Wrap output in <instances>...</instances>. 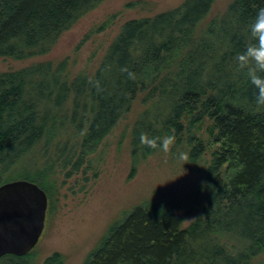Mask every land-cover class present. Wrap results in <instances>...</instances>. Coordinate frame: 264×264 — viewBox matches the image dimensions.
Segmentation results:
<instances>
[{
    "label": "trees",
    "instance_id": "obj_1",
    "mask_svg": "<svg viewBox=\"0 0 264 264\" xmlns=\"http://www.w3.org/2000/svg\"><path fill=\"white\" fill-rule=\"evenodd\" d=\"M105 1L0 0V58L47 55ZM215 1L184 0L126 22L93 74L73 75L67 58L0 74V185L33 182L46 192L50 209L59 170L67 171L65 178L86 173L88 157L140 95L148 107L132 131L133 171L161 151L141 144L142 132L175 135L173 148L192 163L209 156L199 218L184 226L179 203L146 199L111 226L83 264L264 262V105H257L249 70L236 59L255 43L249 25L264 0H232L205 22ZM52 149L55 162L48 157ZM40 157L47 162L34 169ZM26 159L31 169L24 168ZM10 173L16 177L2 181ZM36 247L0 264H38ZM42 264H63V257L54 253Z\"/></svg>",
    "mask_w": 264,
    "mask_h": 264
},
{
    "label": "rangeland",
    "instance_id": "obj_2",
    "mask_svg": "<svg viewBox=\"0 0 264 264\" xmlns=\"http://www.w3.org/2000/svg\"><path fill=\"white\" fill-rule=\"evenodd\" d=\"M183 1L107 0L65 32L47 55L26 61L0 58V74L39 62L58 63L66 58L73 75L93 74L126 22L171 10ZM231 1L216 0L205 22L223 13ZM133 2L138 5H128ZM142 99L140 95L131 112L88 157L86 173L65 178L67 171L59 170L60 189L51 209L48 202L45 229L36 247L38 264L54 253L62 255L63 264H83L111 226L146 199L179 203L184 226L201 216L202 207L196 203L200 199L201 205L205 204L202 185L208 155L200 163L182 161L179 154L186 152L174 149L173 145L167 153L161 150L147 157L133 171L132 131L148 107ZM48 157L57 161L56 150L52 149ZM36 161L33 168H43L47 158ZM29 164L26 159L24 168L31 169ZM15 177V173H10L2 181Z\"/></svg>",
    "mask_w": 264,
    "mask_h": 264
},
{
    "label": "water",
    "instance_id": "obj_3",
    "mask_svg": "<svg viewBox=\"0 0 264 264\" xmlns=\"http://www.w3.org/2000/svg\"><path fill=\"white\" fill-rule=\"evenodd\" d=\"M48 196L27 180L0 185V259L23 257L39 243L45 229Z\"/></svg>",
    "mask_w": 264,
    "mask_h": 264
},
{
    "label": "clouds",
    "instance_id": "obj_4",
    "mask_svg": "<svg viewBox=\"0 0 264 264\" xmlns=\"http://www.w3.org/2000/svg\"><path fill=\"white\" fill-rule=\"evenodd\" d=\"M249 33L255 43L246 46L242 53L237 54L236 59L241 68L247 67L249 70V81L259 94V99L256 101L259 106L264 105V76L257 74L258 72L264 73V7L258 8L252 23L249 25ZM122 71H127V69H122ZM129 78H134V74L130 73ZM140 142L149 149L159 148L167 153L176 143V137L175 135H165L149 138L147 133L142 132ZM178 158L187 161L189 156L187 153H180Z\"/></svg>",
    "mask_w": 264,
    "mask_h": 264
}]
</instances>
